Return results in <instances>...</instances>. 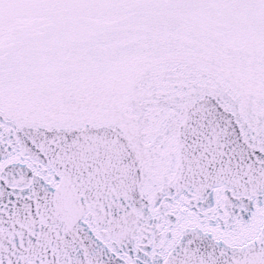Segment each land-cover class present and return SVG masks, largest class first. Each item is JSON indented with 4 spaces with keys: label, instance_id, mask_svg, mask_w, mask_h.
Here are the masks:
<instances>
[{
    "label": "snow or ice",
    "instance_id": "snow-or-ice-1",
    "mask_svg": "<svg viewBox=\"0 0 264 264\" xmlns=\"http://www.w3.org/2000/svg\"><path fill=\"white\" fill-rule=\"evenodd\" d=\"M0 264H264V0H0Z\"/></svg>",
    "mask_w": 264,
    "mask_h": 264
}]
</instances>
